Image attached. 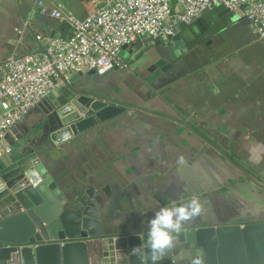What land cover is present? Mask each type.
<instances>
[{
  "label": "crops",
  "instance_id": "1",
  "mask_svg": "<svg viewBox=\"0 0 264 264\" xmlns=\"http://www.w3.org/2000/svg\"><path fill=\"white\" fill-rule=\"evenodd\" d=\"M61 1L78 17L91 7V0ZM235 15L238 19L211 35L210 42L188 50L149 81L147 68L161 57L166 42H130L121 49L131 58L130 70L111 68L123 73L108 79L109 87L116 82L119 89L95 87V92L141 108L126 107L69 142L53 145L37 129L57 102L50 96L39 112L26 117L27 129L18 140L10 134L15 141L7 162L35 151L67 197L79 195L99 206L109 235L147 231L160 207L193 197L203 211L184 227L264 220V37L254 36L248 22ZM35 34L65 36L69 28L40 13L36 0H0V62L39 49ZM84 81L91 89L89 78ZM189 120L214 123L217 141L246 166L257 167V175L229 162L185 125ZM180 155L187 164L177 165Z\"/></svg>",
  "mask_w": 264,
  "mask_h": 264
},
{
  "label": "water",
  "instance_id": "2",
  "mask_svg": "<svg viewBox=\"0 0 264 264\" xmlns=\"http://www.w3.org/2000/svg\"><path fill=\"white\" fill-rule=\"evenodd\" d=\"M237 19L228 8L217 4L203 10L191 23L173 24V34L164 44L169 56L161 54L148 66L146 80L165 72L201 41L210 42V34ZM199 27L204 33L196 37ZM95 73L90 69L73 74L53 93L57 104L45 111L43 124L53 145L62 144L57 143V137L65 130L74 137L126 107L141 108L85 88L83 76ZM40 105L29 114L39 112ZM24 121L6 133L8 143L13 144L25 133ZM11 133L16 134L15 140L9 138ZM146 233L105 234L99 206L79 195L67 197L33 150L0 163V264H149L146 253L143 260L131 253L142 244L140 236L146 237ZM200 251L206 264H264V220L184 227L175 250L158 264H188Z\"/></svg>",
  "mask_w": 264,
  "mask_h": 264
},
{
  "label": "built area",
  "instance_id": "3",
  "mask_svg": "<svg viewBox=\"0 0 264 264\" xmlns=\"http://www.w3.org/2000/svg\"><path fill=\"white\" fill-rule=\"evenodd\" d=\"M90 4L88 13L78 17L61 0H36L38 11L66 24L69 34H35L39 49L13 53L0 62V157L13 152L6 133L73 74L126 67L119 54L125 44L167 42L173 24L191 23L217 4L244 18L254 36L264 37V0H91Z\"/></svg>",
  "mask_w": 264,
  "mask_h": 264
},
{
  "label": "clouds",
  "instance_id": "4",
  "mask_svg": "<svg viewBox=\"0 0 264 264\" xmlns=\"http://www.w3.org/2000/svg\"><path fill=\"white\" fill-rule=\"evenodd\" d=\"M71 132L65 130L57 137V143H67L71 140ZM177 165L187 164V160L180 155ZM203 206L198 198H191L186 202L162 206L155 211L154 217L148 221L146 237L141 235L142 244L131 249L134 256L144 259L145 253L149 264H158L176 248V241L184 226L202 214ZM143 214V213H142ZM188 264H206L203 251L189 258Z\"/></svg>",
  "mask_w": 264,
  "mask_h": 264
},
{
  "label": "rangeland",
  "instance_id": "5",
  "mask_svg": "<svg viewBox=\"0 0 264 264\" xmlns=\"http://www.w3.org/2000/svg\"><path fill=\"white\" fill-rule=\"evenodd\" d=\"M137 43L138 42H135L134 45L138 46ZM131 48L133 49V45H131ZM135 49H138V48L135 47ZM138 50H139V53L143 51V49H141V48L138 49ZM120 52H122V55L126 56L125 61H127L128 63H127V66L126 67H119V68H121L122 70H126V69L127 70L129 69L130 70V66H129L130 63L129 62H131V58L127 55V51L124 52V51L120 50ZM127 56L129 57V59L127 58ZM132 58H133V56H132ZM107 71H109V72H107ZM122 73H123L122 71L119 72V71L112 70L110 68V69L106 70L103 73H97L96 72L95 74H90L87 77L84 75L83 76L84 77L83 79H88L89 78V82H92L93 83V85H91V90L95 92V91H99L95 87L101 88V89H107L109 87V85H108V81L109 80L108 79H109V77L111 75L112 76L122 75ZM107 74H109V75H107ZM115 83L111 87L113 88L115 86L113 88V90L114 91H117L119 89V87H118V85H115ZM111 87H109V88H111ZM55 103L57 104V102H55ZM53 106L54 105H52L50 107V109H48V111H50ZM45 119H46V117H45V113H44L42 115V117H41L40 122L38 123V128H37L38 131H40L42 133L44 132V130H43V124H44ZM189 121H190V124H189L190 128L193 129L196 134H199L201 137L204 138V140H206L209 143H211L210 144L211 147L216 148V151L222 153L223 155L225 154L228 157H230V160L235 163V166L237 168H239L240 170H242L243 172H245L247 174L251 173L252 176L253 175H257V171H256V169H258L257 167H254L253 168L252 165L251 166H246L236 156H234L232 152H230V150L227 148V146L225 147L224 144L222 145L220 142L217 141L218 139L220 140V138H219L220 136H219V134H217V132H215L216 127L214 126V123L211 124L208 120L203 121L205 123H199V124L197 122L193 121V120H189ZM13 150H14V146L12 148V151ZM230 160L228 159L229 162H231ZM7 161H8L7 155H4V156H1L0 157V163H6ZM113 226H115V225H113ZM123 227H125V229H128L127 228L128 227L127 225H123Z\"/></svg>",
  "mask_w": 264,
  "mask_h": 264
},
{
  "label": "flooded vegetation",
  "instance_id": "6",
  "mask_svg": "<svg viewBox=\"0 0 264 264\" xmlns=\"http://www.w3.org/2000/svg\"><path fill=\"white\" fill-rule=\"evenodd\" d=\"M199 28H200V31H199V34L196 35V37H200V36L204 33V30H203L201 27H199ZM211 35H213V34H210L209 36H211ZM206 40H207V39H205V40H203V41H201V42L203 43V42H205ZM201 42H200V43H201ZM200 43H199V44H200ZM193 48H194V47H193ZM193 48H192V49H193ZM190 50H191V49H190ZM164 51H165V50L163 49L162 52H161V54L164 55L166 58H168V56H169L168 52L165 53ZM181 56H182V55H181ZM44 133H46L45 130H44Z\"/></svg>",
  "mask_w": 264,
  "mask_h": 264
},
{
  "label": "trees",
  "instance_id": "7",
  "mask_svg": "<svg viewBox=\"0 0 264 264\" xmlns=\"http://www.w3.org/2000/svg\"><path fill=\"white\" fill-rule=\"evenodd\" d=\"M222 30H220L219 32H221ZM218 32V33H219ZM216 34V33H215ZM214 35V34H213ZM158 43H162V42H158ZM202 43V42H201ZM158 45H161V44H158ZM136 46V45H135ZM134 47V46H133ZM160 49H162V48H160ZM124 59H126V57L124 58ZM126 63H128V62H126Z\"/></svg>",
  "mask_w": 264,
  "mask_h": 264
}]
</instances>
